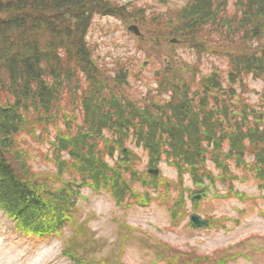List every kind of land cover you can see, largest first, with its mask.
<instances>
[{"label": "rangeland", "instance_id": "rangeland-1", "mask_svg": "<svg viewBox=\"0 0 264 264\" xmlns=\"http://www.w3.org/2000/svg\"><path fill=\"white\" fill-rule=\"evenodd\" d=\"M119 1L132 8L134 16L124 20L96 14L87 35L93 61L99 67V82L110 87L106 93L112 92L115 78L125 73L129 83L118 88L120 93L140 103L152 96L157 101L161 91L156 76L167 74V67L177 69L191 89H200L213 72L227 74L231 55L248 53L264 44V37L259 41L253 37L245 39L234 32V23L228 17L240 15L237 0H226V12L220 10L225 15L223 26L213 25L215 20L202 25V32L195 37L201 36L204 45L197 47L191 38L181 36L174 28L178 11L189 0ZM44 36L48 38L46 33ZM242 77L233 83L234 108H246L252 120L254 110L263 126L264 69L260 74ZM82 83L86 88L88 82ZM226 91L230 95L229 85ZM162 93V98H169ZM73 95L68 91L60 107L51 109L56 117L50 121L38 116L24 117V126L29 121L38 125L35 135L23 129L12 151L21 148L20 157L26 158L32 172L59 174L58 195L49 191L56 184L44 179L39 183L48 187L38 188V196L46 204L60 207L63 218L71 219L55 237L39 239L34 232L20 231L14 214L0 203V264H264V179L260 172L232 162V177L227 178L210 153L199 169L204 172V182L196 183L188 169L181 175L165 159L152 166L145 149L128 141L139 159L134 165L128 162L126 172L132 174L136 169L135 173L148 175L150 185L143 187L139 182L134 187L141 194L147 192L151 199H141V205H125L126 201L119 204L110 189L96 190L91 186L79 159L68 156L63 147L54 150L50 143L57 129L66 128L67 118L72 127L83 122L80 95ZM112 136L108 130L92 136L95 153L103 151L107 156L104 141ZM53 158H58V162ZM247 158L253 166V156L248 154ZM107 161L117 166L111 156H107ZM123 163L125 166L127 162ZM151 169H158L156 177L148 173ZM201 194L205 196L194 198ZM192 214L208 219L210 225L194 228Z\"/></svg>", "mask_w": 264, "mask_h": 264}, {"label": "trees", "instance_id": "trees-1", "mask_svg": "<svg viewBox=\"0 0 264 264\" xmlns=\"http://www.w3.org/2000/svg\"><path fill=\"white\" fill-rule=\"evenodd\" d=\"M224 5L226 0H189L178 11L174 28L181 36L191 38L196 47L203 46V38L195 34L202 32L207 20L223 26L225 15L219 12ZM236 6L240 15L228 17L234 23V32L245 39L261 40L264 0H237ZM132 12L119 0H0V203L14 214L19 227L46 237L55 236L71 219L63 218L60 207L46 204L38 196V188L48 187L39 183L44 179L56 184L49 191L58 195L59 174L32 172L26 158L20 157L21 148L12 152L23 129L35 135L38 125L29 121L24 126V117L54 119L51 109L60 107L68 91L75 98L80 95L83 122L72 127L67 118V129H57L50 143L54 150L63 147L68 156L79 159L91 186L96 190L110 189L119 204L126 201L125 205H141V199H151L147 192L141 194L134 187L139 182L143 187L150 185L148 175L135 173L136 169L132 174L126 172L128 162L134 165L139 159L128 141L145 149L152 166L165 159L181 175L188 169L196 183L204 182V172L199 169L210 153L227 178L232 177L229 171L234 162L260 172L264 179V125H260L257 112L253 110L252 120L246 108L239 111L232 102L233 83L264 69V44L248 53L231 55L227 74L213 72L200 89H191L177 69L167 67V74L156 76L161 91L158 100L152 96L140 103L120 93L118 88L129 83L125 73L115 78L112 92L106 93L110 87L99 82V67L87 42L96 14L125 20L134 16ZM83 81L88 82L86 88ZM228 85L230 95L226 91ZM162 92L169 98H162ZM105 130L113 134L105 138L104 145L107 156L116 160L117 166L107 161L103 151L95 153L91 138ZM248 154L253 156V166ZM53 159L58 162V158ZM121 162L127 163L123 166ZM43 174L48 175L39 176Z\"/></svg>", "mask_w": 264, "mask_h": 264}, {"label": "water", "instance_id": "water-1", "mask_svg": "<svg viewBox=\"0 0 264 264\" xmlns=\"http://www.w3.org/2000/svg\"><path fill=\"white\" fill-rule=\"evenodd\" d=\"M152 172V171H151ZM155 173H158V170H155ZM203 195H198L195 198L196 199H201ZM191 224L194 227H206L209 225V220L203 219L200 215L198 214H192L191 215Z\"/></svg>", "mask_w": 264, "mask_h": 264}]
</instances>
